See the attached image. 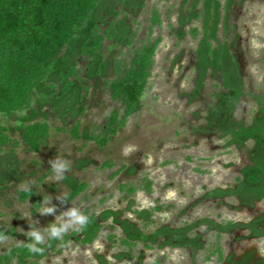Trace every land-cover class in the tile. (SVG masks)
<instances>
[{
	"label": "rangeland",
	"instance_id": "1",
	"mask_svg": "<svg viewBox=\"0 0 264 264\" xmlns=\"http://www.w3.org/2000/svg\"><path fill=\"white\" fill-rule=\"evenodd\" d=\"M193 1L148 0L143 9L128 15L130 33L126 43L112 46V41L105 42L108 58L129 64L134 51L149 35L153 10L159 12L162 24L155 27L153 38L162 37L163 41L156 52L152 77L142 99L143 108L106 147L100 148L93 141H75L69 133L58 132L56 128L64 124L52 114L51 135L40 152H32L21 142L17 147H7L0 155V229L16 234L2 240L0 254L24 243L23 233L30 230V225L45 228L69 208H78L85 216H99L109 209L120 211L123 220L136 223L145 233L162 226L180 228L202 219L219 224L247 223L264 212V200L251 208L243 206L237 197H206L216 189L237 185L242 169L251 164L249 152L254 144L227 147L220 131L204 130L208 127V105L216 102L214 94L221 91V83L208 74L200 96L192 99L198 80L196 50L202 38V22L193 20L184 26L186 36L182 40L176 31L180 28L181 11L184 9L188 15ZM220 1L223 6L227 3ZM201 8L199 5L198 11ZM229 26L228 41L238 58L247 93L233 116L238 122L250 124L258 113L254 96L264 94V0H233ZM193 28L200 31L197 37L191 33ZM222 28L223 25L219 37L224 40ZM85 65L83 61L79 64L83 73ZM113 78L112 67L106 80ZM106 80L86 84L90 89L86 113L81 118L82 133L95 132L113 110L120 108L111 99ZM71 125L70 122L67 128ZM13 139L21 141V136L16 134ZM127 148L132 151L125 154ZM52 160L68 164L62 180L57 179L50 167ZM106 162L111 166H104ZM74 181L85 182L88 188L69 202ZM130 186L135 188L133 193L128 191ZM28 189L36 190L37 197L44 198L38 209L33 200H20L19 192ZM45 201L56 206L55 215L39 213ZM158 207L161 209L154 212L153 223L148 227L135 214L136 210ZM112 226L111 219L104 223L92 244L72 241L61 253L50 252L40 264H101L98 256L108 264H139L141 256L142 264H228L219 260L218 247L224 259L231 254L240 259L250 252H255L258 259L264 258V238L249 239L247 230L218 237L215 231L208 232L207 226H202L196 233L202 236L204 248L194 252L191 248L171 246L150 250L143 243L130 248L121 242L124 237L121 228ZM79 228L73 226L66 234Z\"/></svg>",
	"mask_w": 264,
	"mask_h": 264
},
{
	"label": "trees",
	"instance_id": "2",
	"mask_svg": "<svg viewBox=\"0 0 264 264\" xmlns=\"http://www.w3.org/2000/svg\"><path fill=\"white\" fill-rule=\"evenodd\" d=\"M147 1L0 0V155L7 147H17L21 142L32 152H40L51 135L49 120L52 114L64 124L56 128L58 132L69 133L75 141H93L100 148L106 147L127 126L129 119L143 108L142 99L152 77L156 52L163 41L162 37L153 38L155 27L162 24L159 12L153 10L149 35L134 51L129 64L108 58L105 42L112 41V46L117 42L126 43L130 33L126 23L128 15L143 9ZM199 5H202L200 11ZM232 6L233 0H227L225 6L220 0H194L188 15L184 9L181 11L176 34L182 40L186 36L182 28L193 20H201L202 38L196 50L198 80L192 99L200 96L208 74L221 83V91L214 94L216 102L208 105V127L204 130L220 131L222 138L227 140V147L243 148L248 142L254 144L249 152L251 164L242 169L237 185L226 190L216 189L206 197H237L243 206L254 208L264 200V94L254 96L258 113L250 124L234 119L233 114L247 93L238 58L228 41ZM222 25L224 40L219 37ZM191 33L197 37L200 31L193 28ZM81 61L86 63L85 73L79 68ZM112 67L114 78L106 80ZM91 80H106L111 99L118 102L120 108L113 110L106 123L95 132L82 133L81 118L86 113L90 89L86 84ZM70 122L71 128H67ZM16 134L21 136V141L13 139ZM104 166H111V163L106 162ZM87 188V183L74 181L68 201L76 199ZM128 191L133 193L135 188L130 186ZM19 195L22 202L33 200L36 209L44 199L37 197L34 189L20 191ZM160 209L136 210L135 214L148 227L153 223L154 212ZM122 215L110 209L99 216L88 214L86 227L65 234L61 241L48 240L42 255L27 252L26 237L24 243L0 254V264H40L50 252L61 253L72 241L90 245L99 237L104 223L111 219L112 227L119 226L123 232L121 242L130 248L143 243L150 250L156 246L159 249L171 246L197 252L204 248L202 236L196 233L202 226H207L208 232L215 231L218 237L235 230H247L249 239L264 238V212L247 223L219 224L202 219L180 228L162 226L152 233H145L136 223L123 220ZM9 235L16 234L0 229V243ZM217 252L219 260L228 264H264V259L256 258L255 252L240 259L233 254L224 259L220 247ZM142 259L143 256L139 264ZM98 260L108 264L102 256H98Z\"/></svg>",
	"mask_w": 264,
	"mask_h": 264
},
{
	"label": "clouds",
	"instance_id": "3",
	"mask_svg": "<svg viewBox=\"0 0 264 264\" xmlns=\"http://www.w3.org/2000/svg\"><path fill=\"white\" fill-rule=\"evenodd\" d=\"M132 151L131 148L125 150V154ZM50 167L56 174L57 179H63L64 173L68 168V164L65 161L52 160L49 162ZM42 211H39L42 215H55L56 206L51 205V201H45ZM88 217L85 216L78 208H69L64 211L63 216H55V221L50 223L45 228H37L33 224L30 225V230L23 234L28 237V242H25L27 252L32 255H42L46 246L47 240L61 241L65 234L73 226H80L81 229L87 226ZM43 229V230H41Z\"/></svg>",
	"mask_w": 264,
	"mask_h": 264
},
{
	"label": "flooded vegetation",
	"instance_id": "4",
	"mask_svg": "<svg viewBox=\"0 0 264 264\" xmlns=\"http://www.w3.org/2000/svg\"><path fill=\"white\" fill-rule=\"evenodd\" d=\"M260 259H264V258H260Z\"/></svg>",
	"mask_w": 264,
	"mask_h": 264
}]
</instances>
